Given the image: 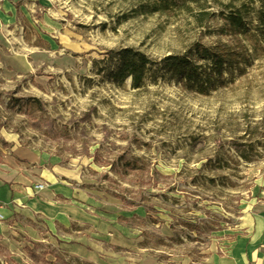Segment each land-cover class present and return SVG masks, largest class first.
Listing matches in <instances>:
<instances>
[{
	"label": "rangeland",
	"instance_id": "obj_1",
	"mask_svg": "<svg viewBox=\"0 0 264 264\" xmlns=\"http://www.w3.org/2000/svg\"><path fill=\"white\" fill-rule=\"evenodd\" d=\"M160 1L36 0L32 23L19 20V41L0 44L3 124L22 143L70 161L77 184L91 183L95 214L126 227L124 247L101 234L80 239L78 226L57 238L41 228L38 237L2 232L0 264H189L264 200V50L233 84L206 95L165 73L141 88L107 76L116 67L110 49L160 58L194 41L228 40L217 34L220 18L199 16L229 0H206L204 9H164ZM35 52L65 63L41 61L30 71L4 64L13 55L32 62Z\"/></svg>",
	"mask_w": 264,
	"mask_h": 264
},
{
	"label": "crops",
	"instance_id": "obj_2",
	"mask_svg": "<svg viewBox=\"0 0 264 264\" xmlns=\"http://www.w3.org/2000/svg\"><path fill=\"white\" fill-rule=\"evenodd\" d=\"M35 1L0 0V44L19 41V20L26 26L32 23ZM2 120L0 115V233L25 231L38 237L41 228L46 235L57 238L69 230L75 232L78 226L84 227L78 232L80 239L86 234H101L111 247H124L126 227L95 214V208L89 205L91 183L77 184L81 179L79 170L71 168L70 161L61 163L22 143ZM238 218L210 247L199 248L189 264H264V200L256 198Z\"/></svg>",
	"mask_w": 264,
	"mask_h": 264
},
{
	"label": "trees",
	"instance_id": "obj_3",
	"mask_svg": "<svg viewBox=\"0 0 264 264\" xmlns=\"http://www.w3.org/2000/svg\"><path fill=\"white\" fill-rule=\"evenodd\" d=\"M159 3L164 9L189 8L192 4L204 9L207 5L206 0H161ZM218 5L217 11H201L199 20L220 18L222 24L217 34L228 40L218 39L211 45L194 41L187 51L164 54L160 58H153L136 47L110 49L108 52L116 67L107 76L120 87L130 79L133 88H141L149 76L165 73L186 89L203 95L233 84L236 76L244 75L254 63V57L264 50V0H229ZM36 101L39 98L33 102ZM241 156L250 159L243 151ZM186 225L200 229L197 222H186Z\"/></svg>",
	"mask_w": 264,
	"mask_h": 264
},
{
	"label": "bare ground",
	"instance_id": "obj_4",
	"mask_svg": "<svg viewBox=\"0 0 264 264\" xmlns=\"http://www.w3.org/2000/svg\"><path fill=\"white\" fill-rule=\"evenodd\" d=\"M1 41V38H0ZM41 61H50L58 63L60 66L65 63L62 59H54L51 54L35 52L34 59L32 62H29L24 55H13L7 56L5 59V64L10 63L14 66L15 69L21 71H30L33 66L38 64ZM70 250L74 252H82L79 245L70 244Z\"/></svg>",
	"mask_w": 264,
	"mask_h": 264
},
{
	"label": "built area",
	"instance_id": "obj_5",
	"mask_svg": "<svg viewBox=\"0 0 264 264\" xmlns=\"http://www.w3.org/2000/svg\"><path fill=\"white\" fill-rule=\"evenodd\" d=\"M38 186H39V187H42L43 184H39ZM1 218H3V215L0 213V219H1Z\"/></svg>",
	"mask_w": 264,
	"mask_h": 264
}]
</instances>
